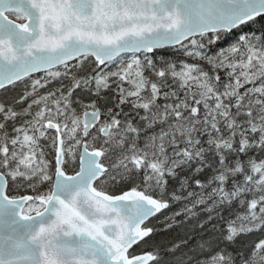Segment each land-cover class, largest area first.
<instances>
[{"label":"snow or ice","instance_id":"obj_1","mask_svg":"<svg viewBox=\"0 0 264 264\" xmlns=\"http://www.w3.org/2000/svg\"><path fill=\"white\" fill-rule=\"evenodd\" d=\"M0 264H264V0H0Z\"/></svg>","mask_w":264,"mask_h":264}]
</instances>
